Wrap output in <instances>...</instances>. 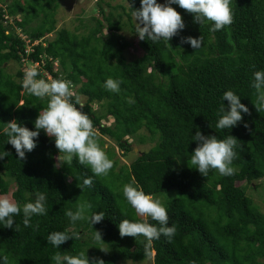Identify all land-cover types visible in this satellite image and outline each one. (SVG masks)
<instances>
[{
  "label": "trees",
  "instance_id": "1",
  "mask_svg": "<svg viewBox=\"0 0 264 264\" xmlns=\"http://www.w3.org/2000/svg\"><path fill=\"white\" fill-rule=\"evenodd\" d=\"M0 2V128L16 119L35 130L33 121L47 98L22 89L24 71L6 70L11 62L35 64L38 78L72 82L71 99L80 98L96 143L113 162L100 176L75 157L65 163L43 130L37 146L18 160L0 134V152L9 153L0 160V194L22 206L42 192L47 209V215L31 218V227L23 225L22 213L14 217L13 228L0 224V257L6 256L8 264H54L57 252H86L90 264L146 259L152 264H264V210L245 191L247 184L260 187L264 178V109L255 107L258 93L251 86L252 73L264 70V0H230L232 23L214 32L210 22H194L191 13L172 5L184 30L169 44L138 38L143 52L132 60L124 55L130 42L120 31L126 28L138 37L132 13L140 0L115 5L96 0L93 25H84L87 31L79 34L56 30L58 0ZM181 36L200 38L201 47L181 43ZM108 77L121 81L119 93L103 88ZM226 90L237 94L249 113H242L237 126L221 130L215 124ZM128 97L135 102L128 103ZM223 103L227 108V100ZM196 131L237 139L233 175L210 170L204 177L192 168ZM104 137L110 147H103ZM115 147L125 163L115 157ZM85 178L92 183L82 190ZM132 181L165 206L168 225L176 229L170 240L161 235L149 244L142 236H120L117 225L123 219L158 226L150 217H136L125 201L122 187ZM84 201L92 206L89 215L105 214L101 222L69 221L65 212ZM54 231L76 232L80 238L54 248L46 239ZM94 231L102 241L93 239Z\"/></svg>",
  "mask_w": 264,
  "mask_h": 264
},
{
  "label": "clouds",
  "instance_id": "2",
  "mask_svg": "<svg viewBox=\"0 0 264 264\" xmlns=\"http://www.w3.org/2000/svg\"><path fill=\"white\" fill-rule=\"evenodd\" d=\"M172 5H177L191 13L194 22L201 25L210 22L211 32L232 23L230 0H164V3H159L158 0H140V8L132 13L135 19L134 32L140 40L163 41L169 44L173 37L184 30L185 23L182 16ZM180 40L181 43L189 44L192 48L201 47L200 38L181 36ZM19 83L31 96L42 100L47 98V103L33 121L35 130H30L16 119L2 123L4 126L0 128V134L7 137V143L15 149L18 160L24 159L26 153L37 146L40 131L43 130L44 134L54 141V146L60 155L63 154L65 163L70 164L75 157L80 164L89 166L95 176L107 175L113 167V162L96 143L93 123L83 111L84 104L78 96L75 102L71 99L74 95L72 82L64 79L38 78L37 68L29 67L24 71ZM120 85L121 81L112 77H108L103 82V88L113 93H119ZM251 86L258 93L259 103L255 107L257 110L264 109V70H256L252 73ZM224 100L228 102L227 108L223 103ZM127 102L135 101L128 97ZM242 113H249V108L241 103L240 97L232 90L224 91L215 128L223 130L237 126L238 122L242 121ZM191 140L196 142V147L190 156L192 168L204 177L210 170H216L223 176L234 174L233 161L237 146L235 137L228 135L220 138L196 131L195 135L191 136ZM8 155L6 151L0 152V160ZM91 183V178H85L79 187L83 190L84 187H90ZM122 194L137 216L150 217L151 220L158 222V226L148 223L147 220L123 219L117 225L121 237L142 236L150 244L153 239H159L161 235L169 240L175 235V226L168 225L167 210L159 198H154L150 193L146 194L134 181L123 185ZM91 207L87 201L80 202L74 211L69 209L65 215L71 223L86 220L92 226L101 222L105 214L99 211L89 215ZM21 213L25 227L32 226L33 216L47 215L45 194L37 192L34 200L25 202L22 206L7 195H0V224L13 228L14 217ZM79 238L76 232L69 235L64 231H54L49 233L46 239L54 248L59 249V246L67 240ZM93 239L102 241L101 233L94 231ZM51 260L54 264H90L86 252L77 255L57 252ZM0 264H8V258L0 257ZM92 264H104V262L97 260Z\"/></svg>",
  "mask_w": 264,
  "mask_h": 264
},
{
  "label": "rangeland",
  "instance_id": "3",
  "mask_svg": "<svg viewBox=\"0 0 264 264\" xmlns=\"http://www.w3.org/2000/svg\"><path fill=\"white\" fill-rule=\"evenodd\" d=\"M103 5L106 2H110V4L115 5L121 2V0H102ZM159 3H164V0H158ZM1 3V2H0ZM58 6L56 10V30L64 27L71 31H75L77 34L83 33L87 31V28L84 25H87L88 28L93 25V22L90 20L91 15H96L94 12L96 8V0H58ZM123 3V2H122ZM2 4V3H1ZM133 21L135 23V19L133 17ZM130 42V46L125 50L124 55L127 60H132L136 57L141 56L143 50L139 45L138 37L135 34H132L128 31V29L124 28L123 31H120ZM55 35V31L47 35V38L50 39ZM35 64H24L19 66L16 63H8L6 64V70L10 74H15V72L20 69L25 71L29 67H35ZM144 131V130H143ZM104 148L110 147L112 142L107 140L105 137L103 138ZM150 143L144 144V148L148 147ZM138 148L134 147V151L137 152ZM115 157L119 158V161L122 163L126 162V159L122 155V151L118 148H114ZM260 182L262 185L259 187L254 185H246L245 191L246 194L250 196V198L254 201L255 204L259 206L260 209L264 210V178H262ZM253 186V187H251ZM12 189V188H11ZM2 195V194H0ZM172 195V193L170 194ZM10 199V195H7ZM137 217V215L135 214ZM90 235V234H89ZM88 236H85V238ZM91 246L87 247V250H91ZM117 264H152V259H146L144 261L134 262L130 260L119 261Z\"/></svg>",
  "mask_w": 264,
  "mask_h": 264
}]
</instances>
